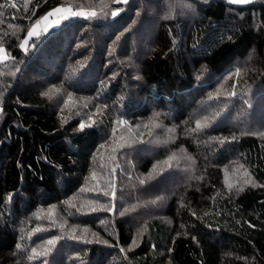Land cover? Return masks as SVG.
I'll list each match as a JSON object with an SVG mask.
<instances>
[{
  "label": "trees",
  "instance_id": "obj_1",
  "mask_svg": "<svg viewBox=\"0 0 264 264\" xmlns=\"http://www.w3.org/2000/svg\"><path fill=\"white\" fill-rule=\"evenodd\" d=\"M0 21V264H264V0Z\"/></svg>",
  "mask_w": 264,
  "mask_h": 264
},
{
  "label": "snow or ice",
  "instance_id": "obj_2",
  "mask_svg": "<svg viewBox=\"0 0 264 264\" xmlns=\"http://www.w3.org/2000/svg\"><path fill=\"white\" fill-rule=\"evenodd\" d=\"M114 2H116V3H121L122 2V3L126 4V3H128V0H114ZM205 2H207V0H205ZM227 3H229V4H238V5H246V4L253 3V0H227ZM13 6L15 7V5H13ZM105 7H107V5H105ZM189 7H190V5H189ZM62 11H67V12L71 13L74 16L82 15V16H85V18L95 17L96 16V12L95 11H92L90 13L89 12H84V11L73 12L71 6H69L67 9L57 8L53 12L48 13V16L55 15L56 13L62 12ZM116 14H117L116 12L112 13V15H116ZM48 16H45L43 19L47 20ZM166 18H168V17H166ZM0 23H2V21H0ZM38 26H39V22H37V24H36V27H38ZM34 32H35V27L32 30H29L28 37L31 38L32 35L34 34ZM27 43H28V40L27 39L24 40L22 42V44H21V47H24ZM4 53H5V50L3 49L2 46H0V62H3L7 58L6 55H4ZM235 74L237 76H239L240 75V70L237 69ZM136 79H139V77H136ZM45 94H47V93H45ZM232 95H235V93H232ZM69 99H71V97H69ZM121 123H126V122H121ZM85 126L86 125L84 123H81L79 125V128L81 130H83L85 128ZM88 126H91V125H88ZM154 126H158V125H154ZM201 127H203V125L200 124V123H197V128H201ZM240 167L242 168L243 165H241ZM244 175L246 177H248V179L245 180V183L252 184L253 181L251 180L250 175L247 172H245ZM141 183H143V181H141ZM230 187H231V185H230ZM240 190H242V189H240ZM121 215H123V212L121 213ZM36 230L39 231V229H36ZM47 243L49 245H53L55 243V240H49ZM133 243H135V241H133ZM17 247L19 248V247H21V245L18 244ZM122 251H123V249H122ZM37 255H39V253L36 251V249H32V255L29 257V259H31V258H33L34 256H37Z\"/></svg>",
  "mask_w": 264,
  "mask_h": 264
},
{
  "label": "rangeland",
  "instance_id": "obj_3",
  "mask_svg": "<svg viewBox=\"0 0 264 264\" xmlns=\"http://www.w3.org/2000/svg\"><path fill=\"white\" fill-rule=\"evenodd\" d=\"M58 14H59V12L56 13L55 15H52V17H53L52 19H50L51 16L46 15V16H48V19H47V20L42 19V21L39 23V26H38V27H36V25L33 26L32 29L35 27V32H34V34L32 35V37L35 36V35H37L41 30H43V29H45V28H49V27H53V26H57V25L60 23V21H61V16H59ZM32 29H31V30H32ZM139 38H140V37H139ZM26 39L28 40V39H30V38L27 37ZM4 50H5V49H4ZM4 55H6V57H7V58L4 60V61H6V60L8 59V54H7L6 51H5ZM4 61H3V62H4ZM230 173H231V170H230ZM231 174H232V175H231ZM231 174H230L231 177H232L234 180H236V182H239V181H240V178H238L239 175H237L235 172H234V173H231Z\"/></svg>",
  "mask_w": 264,
  "mask_h": 264
}]
</instances>
